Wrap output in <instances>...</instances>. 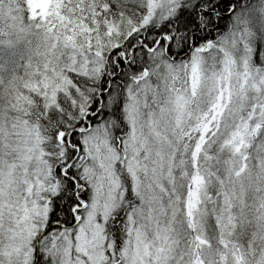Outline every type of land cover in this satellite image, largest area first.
Here are the masks:
<instances>
[{
  "label": "snow or ice",
  "instance_id": "snow-or-ice-1",
  "mask_svg": "<svg viewBox=\"0 0 264 264\" xmlns=\"http://www.w3.org/2000/svg\"><path fill=\"white\" fill-rule=\"evenodd\" d=\"M0 264H264V0H0Z\"/></svg>",
  "mask_w": 264,
  "mask_h": 264
}]
</instances>
